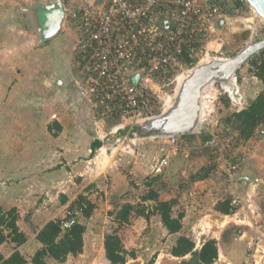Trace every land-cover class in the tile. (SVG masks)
<instances>
[{"label":"crops","instance_id":"obj_1","mask_svg":"<svg viewBox=\"0 0 264 264\" xmlns=\"http://www.w3.org/2000/svg\"><path fill=\"white\" fill-rule=\"evenodd\" d=\"M56 9L52 0H0V208H16V224L26 237L21 244L4 241L0 253L6 258L17 250L26 264H34L32 257L43 246L36 238L38 231L47 222L63 218L77 196L84 194L95 203V209L88 218H79L85 226L82 252L68 254L64 261L48 256L44 260L47 264H91L94 250L106 257L97 216L116 204L114 214L124 203L141 202L149 188L145 180L157 175L151 187L161 200H174V216L183 213L179 232L169 233L158 214L146 219L131 213L130 224L121 228L123 235L136 233V246L144 245L153 264H206L199 260L198 251L208 239H215L218 251L217 259L210 264H256L255 255L246 256L245 249L258 234H264L255 223L259 215L254 212L261 198L258 194L264 191V149L248 152L231 166L204 165L203 150L209 147L204 144L215 134L207 126L203 111L196 129L178 135V145H171L168 138L154 143L145 137L133 147L129 158L108 155L104 161L100 153L91 154L93 141L99 140L101 149L107 145L105 139L109 143L111 138L126 136H104L102 127H107V122L95 121L79 85L74 43L53 41V35L45 37L38 30V20H51ZM36 31L39 43L49 41L36 45ZM57 44L65 48L72 67L64 81L44 75L41 67L42 55ZM210 89L202 96L203 105ZM262 89L256 76H245L242 102L235 111L247 106ZM225 198L233 208L230 214L216 208ZM234 199L237 204L232 205ZM144 203L153 205L152 200ZM179 236L195 243L192 252L182 256L171 253ZM130 242L134 246L133 239ZM261 250L260 257H264ZM139 259L132 257L131 261Z\"/></svg>","mask_w":264,"mask_h":264},{"label":"built area","instance_id":"obj_2","mask_svg":"<svg viewBox=\"0 0 264 264\" xmlns=\"http://www.w3.org/2000/svg\"><path fill=\"white\" fill-rule=\"evenodd\" d=\"M52 1L60 5L61 24L74 29L79 85L95 121H118L104 136L119 134L125 122L150 119L160 87L208 55V44L232 19L248 21L241 8L246 0ZM221 87L240 107L236 84ZM178 135L165 137L178 145ZM256 136L264 139V127ZM204 145L221 150L214 136ZM81 216L82 208L67 209L60 228L68 230Z\"/></svg>","mask_w":264,"mask_h":264},{"label":"rangeland","instance_id":"obj_3","mask_svg":"<svg viewBox=\"0 0 264 264\" xmlns=\"http://www.w3.org/2000/svg\"><path fill=\"white\" fill-rule=\"evenodd\" d=\"M54 4L56 7L59 6V3L56 1H53V5ZM243 12V16H245L247 20L249 18V21L241 22L240 20L232 19L229 24H226L224 27H222L218 34L212 38L211 42L207 46L208 56H222L226 58L234 56L237 52H239L246 46L250 39L252 41H257L264 37V20L254 12L249 3H247V5L244 7ZM38 24L39 31L45 34L49 33L48 37L52 36H50V34H52L50 32L54 28V23L50 19L43 20V18H40L38 20ZM248 24L250 25V28L245 26ZM30 28L32 27L30 26ZM34 34H36V45L49 41L45 40L44 42L39 43V34L37 33V31ZM50 39L53 41L57 40L62 44L65 41L75 43L74 29L66 24L60 23L56 32ZM64 39L66 40L64 41ZM62 44L54 45L46 50V52L41 57V67L44 70V75H54L56 76V78L64 81L68 69L70 68L72 71V67H70L71 65L65 57V48L62 46ZM258 55L259 52L255 53L251 57ZM248 61H246L235 73V84L239 88L240 94L241 82L243 81V78L251 73L249 70L250 64L248 63ZM197 64L198 61H196L194 65L186 67L184 69V72L190 69H194ZM73 74L77 75L75 69L73 70ZM177 74L174 75L172 81L169 82L168 85L160 87L159 91L157 92L159 98H157L156 107H154L152 112L148 114V116L151 117L150 119H139L138 121H133V123L125 122L124 129L121 130L120 134H116L118 136H126L125 139L122 138L117 140L116 138H111L109 139V143L108 141L106 142L105 139V143L107 144L105 146V152L103 154H100L102 155L101 157L104 158V161L107 159L106 156L108 155L113 158H129V156L133 154V147L138 146L140 142L145 139V137L146 139L151 138L150 141L154 143L158 141L162 142L165 140L166 137L161 135L159 133V128L155 126L154 119L159 115L167 113L169 111H164L166 97L170 96V98H172V103H174V101L176 100V98H174V89L176 85L175 78ZM52 85H55V82L54 84L52 83ZM210 86L211 89L206 92V96L204 98L207 102L203 105L202 111H205V114H207V126L215 134L214 137L218 142L221 150L210 147L204 148L203 151L206 153V162L204 165L223 166V164H226L228 166H231L233 163L238 162L239 159L248 152L264 149V139H259L256 136V132L260 127L256 128L253 134L248 138H244L242 135H240L239 131L234 129L232 125L227 123L226 121V118L229 117L231 113L235 111V109L239 108V106L229 99L227 94L222 89L220 82L216 81L213 83V85ZM207 88L204 89L201 97L203 96ZM50 92L52 93L53 90H50ZM43 93L45 94L47 92L43 91ZM45 96H49V94H46ZM174 105H172L170 110L174 107ZM117 122L118 121H108V126L102 127L103 131H108L109 127L113 126ZM94 153L96 155L99 154V149H96ZM219 170L222 176H226L225 171H223L221 168H219ZM230 170L232 172L234 171V169L232 168ZM262 177L264 180V175ZM258 195L261 196V198L258 200V211H255V213L258 214L260 218L258 217V220H256L255 223L261 226V230H264V191H260ZM116 208L117 204L114 206V208H112V210H108L106 212H103L102 214L100 213L97 216L99 233H104V236L105 234L110 233L117 228V221L114 218V212L116 211ZM119 232L123 235L121 228H119ZM123 238L124 241H127V243H125L128 247L127 249H130L129 251H132L133 253V256L127 255L126 263L123 264H153L154 259L152 257H147L148 254L144 251V245L140 246L138 244V246H136V243L139 241V239H137L136 233L134 235L125 234L123 235ZM130 239V243H132L133 239L134 246H132V244H129ZM134 239H136V241H134ZM261 244L264 246V234H258L257 238L252 240V244L245 249L246 256H252V254L255 255L254 259L258 261L256 264H263L264 262V257H260V255L263 254V252H261V249H263L264 251V247H262ZM93 257L94 259L91 264H111L106 257L102 256L101 254L99 255L95 250L93 253ZM132 257H138L140 259L131 261Z\"/></svg>","mask_w":264,"mask_h":264},{"label":"trees","instance_id":"obj_4","mask_svg":"<svg viewBox=\"0 0 264 264\" xmlns=\"http://www.w3.org/2000/svg\"><path fill=\"white\" fill-rule=\"evenodd\" d=\"M241 8L244 7L241 6ZM187 62H190V59H187ZM248 63L250 64V72L261 80L263 89L247 106L239 111L232 112L226 118L227 123L239 131L244 138L250 137L256 128L264 127V49L259 51L258 56L251 57ZM100 146L101 142L99 140L93 141L91 154ZM156 179L157 175L147 177L145 180L144 183L149 188L141 196V202L136 204L124 203L114 214L117 228L104 236L105 256L111 264H123L127 255L133 256L132 251L125 247L122 235L119 232V228L129 224L131 213L143 216L146 219H149L152 214H158L162 225L169 233H177L181 229L183 213L179 212L174 216L172 213L174 200H161L159 198L158 192L151 187ZM148 200L153 201L152 206L144 203ZM229 204L230 200L225 198L217 203L216 208L225 214H230L233 208L231 209ZM71 207L82 208V215L88 218L95 209V203H92L84 194H79ZM17 218L16 208L6 211L0 208V244L8 239L17 244H21L26 240L24 233L19 230L16 224ZM60 220H51L38 231L36 238L43 246L32 257L34 264H47L44 260L46 256L57 261H64L68 254L77 255L82 252L85 226L78 222L68 230L63 231L60 228ZM194 246L195 243L190 238L179 236L171 249V253L182 256L192 252ZM217 257L218 251L215 239L206 240L198 251L199 260L210 264ZM26 262L27 260L17 250L6 258L0 253V264H26Z\"/></svg>","mask_w":264,"mask_h":264},{"label":"water","instance_id":"obj_5","mask_svg":"<svg viewBox=\"0 0 264 264\" xmlns=\"http://www.w3.org/2000/svg\"><path fill=\"white\" fill-rule=\"evenodd\" d=\"M246 1L264 20V0ZM61 15L62 11L59 5L51 15L54 28L50 32L52 33L50 36L54 35L58 25L61 23ZM48 34L43 33L45 37H48ZM262 49H264V37L257 41L247 43L234 56L227 57L225 60L212 61L206 65L195 67L196 69L187 78L183 90L175 101L174 107L166 114H161L154 119L155 126L159 128V133L167 136L171 134H185L193 131L200 123V100L203 88L210 83L220 82L222 79L235 76L236 71L251 56ZM160 165H162V162Z\"/></svg>","mask_w":264,"mask_h":264},{"label":"bare ground","instance_id":"obj_6","mask_svg":"<svg viewBox=\"0 0 264 264\" xmlns=\"http://www.w3.org/2000/svg\"><path fill=\"white\" fill-rule=\"evenodd\" d=\"M254 12L257 14V12L255 10H254ZM251 41L252 40L250 39L248 41V43H251ZM225 58L226 57H222V56L210 57V56L206 55V56H203V57H201L199 59L198 64H197L196 67H200V66H202V64L206 65L208 63H211L212 61H222V60H225ZM194 69H196V68H194ZM194 69H190V70H187L185 72L183 71V72H180L179 74H177V76L175 78V84L176 85H175V89H174V98H176V99L178 98L179 94L181 93V91L184 88V85H185V82H186L187 78L194 71ZM213 83H210V84L206 85L203 88L202 93H203V91H204L205 88H207L210 85H213ZM220 83L226 89H231V87L235 85V76H230V77H228L226 79H222V80H220ZM171 99L172 98H170V96L169 97H166V99H165V107H164V111L165 112L168 111V110L170 111V108L172 107V105H174L176 103L175 102L176 100L174 101V103H172V100ZM200 105H201V108H200V113H199V119L201 121L202 120V116H203V111H202L203 98L202 97H201V100H200ZM164 114H166V113H164ZM99 151H100V154H103L105 152V148L104 147H101V149L99 148Z\"/></svg>","mask_w":264,"mask_h":264},{"label":"flooded vegetation","instance_id":"obj_7","mask_svg":"<svg viewBox=\"0 0 264 264\" xmlns=\"http://www.w3.org/2000/svg\"><path fill=\"white\" fill-rule=\"evenodd\" d=\"M39 34V33H38ZM40 35V34H39Z\"/></svg>","mask_w":264,"mask_h":264}]
</instances>
